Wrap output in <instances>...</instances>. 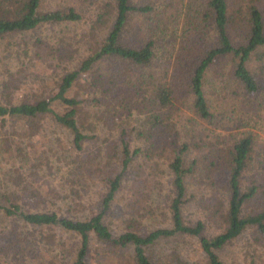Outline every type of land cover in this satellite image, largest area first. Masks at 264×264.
<instances>
[{
    "label": "trees",
    "instance_id": "1",
    "mask_svg": "<svg viewBox=\"0 0 264 264\" xmlns=\"http://www.w3.org/2000/svg\"><path fill=\"white\" fill-rule=\"evenodd\" d=\"M263 2L0 0V39L45 26L71 35L54 53L37 52L44 74L34 78L36 94L17 99L4 84L0 121L15 126L1 153L11 161L28 158L22 144L31 152L30 143L48 140L53 130L64 132L66 172L59 201L67 212L72 204L74 213L91 211L84 219L63 217L61 207L24 211L23 202L33 204L41 196L26 184L21 196L13 191L10 204L0 205V230L6 220L20 219L29 229L23 240L33 249L30 236L39 229L77 237L69 264H91L94 254L103 259L94 264H104L119 252L130 253L127 264H163L157 249L180 239L194 242L204 264H228L224 249L250 235L244 255L231 260L264 264V156L253 165L254 135L241 119L244 98L264 93V79L250 70L253 60L264 63ZM63 60L68 63L57 73ZM143 159L151 163L149 180L142 188L131 186V198L139 206L153 202L162 186L155 181L162 162L170 176V224L141 233L131 218L113 234L110 210L126 201L124 182L139 174L133 170ZM40 165L34 175L43 172ZM188 183L206 203L204 219L193 223L183 217L194 197ZM54 198L58 193L49 188L50 204ZM172 258L168 264H184L176 253Z\"/></svg>",
    "mask_w": 264,
    "mask_h": 264
},
{
    "label": "rangeland",
    "instance_id": "2",
    "mask_svg": "<svg viewBox=\"0 0 264 264\" xmlns=\"http://www.w3.org/2000/svg\"><path fill=\"white\" fill-rule=\"evenodd\" d=\"M260 7L264 10V2ZM61 29L62 27L45 26L35 32L0 39V101L5 98L1 96V93L7 94L4 89V84L6 83H9L11 86L8 92L13 93L17 99H22L26 95L32 96L39 91L37 85L34 83V78L39 76V73H44L39 68L36 54L40 52V55L44 57L49 52V49L54 53L55 47H61V42L64 44L70 42L71 35L62 33ZM69 29L71 32H74L75 26L69 27ZM80 32L81 29L78 28V33ZM41 41L45 42L46 47L40 45L39 42ZM67 63L68 60H63L62 64H59L57 67L58 70L56 72L62 71L61 69L66 67ZM250 70L257 79H264V63L253 60L250 64ZM14 87L17 90H14ZM50 87L53 86H51V82L49 81ZM244 105L247 106H244L243 117L240 118L246 121L247 129H250L254 135V146L258 155L255 156L253 165L257 166L261 164L259 158L264 156V93L253 98L245 97ZM14 126L15 124L11 121H6L4 125L0 121V168L2 173L0 175V181H2L0 185V194L2 196L0 198V205L7 207L10 204L7 201V197L13 191L21 196L22 194L19 189L27 184L31 190L40 191L41 196L33 204H30L31 202L29 201L23 202L26 204L23 205L22 210L49 212V209L61 207L59 209L62 211L58 210V212L63 217L84 219L89 216L91 211L87 209L84 212L74 213L76 209L74 204H72V208L70 209L71 212H67V206L62 205L60 202V187L65 183L63 176L66 172L65 162L62 160V156L66 154L68 144L66 134L62 131L53 130L48 140L42 143L39 141H36L34 144L30 143L31 152H28V148H25V144H22L21 147L25 149H22L23 154L27 155L29 153L28 158H23V160L20 157L17 160L11 161L1 153V150L6 148L5 135L12 133ZM242 131L243 129L240 130V133ZM231 133L235 132L231 131ZM39 163L43 172L40 171L37 175H34V167ZM150 164L146 159L136 161L133 171L139 174L137 176L133 174L127 178L128 180L124 182L127 190L131 189V186L138 189L142 188L144 183H146L145 181L149 180L146 176L149 173ZM165 167L162 162L159 163L161 172H159V176L155 181L160 180L162 186L159 191L155 192L153 202H149V205H135L134 198H131V190H129V193L125 196L127 198L126 201L120 202L119 200L118 205L112 207L110 210L112 217L109 218L111 220L109 227L113 234H120L129 225L131 218L136 220L139 228L138 231L141 233L144 230L166 228L169 226L167 210L172 194L169 172ZM49 188L58 193L59 198L51 200L54 204L49 203ZM187 188L188 195L191 194L194 197L184 206L183 217L190 223L203 220L206 210L205 200H199L201 198L200 190L192 187L190 183H188ZM91 189L93 190L94 188ZM98 193V191L95 192L93 198L97 199ZM34 205L36 207H33ZM151 213H153L152 216H149ZM6 222L9 223L6 226L4 225L2 230H0V243H2V248H4V250L0 249V264H69L71 257L76 253L79 245L77 237L49 229H39L36 232L33 231L30 236V241L34 239L36 242V246L33 249L32 246L27 247L23 240V236L29 229L24 227L22 221L15 219L11 221L6 220ZM251 238L250 235H245L224 249L222 252L224 254L222 255L224 257L223 260L228 264H235L231 259L244 255L243 252L248 247L247 243L251 242ZM30 249H33V251L29 252ZM159 249L157 251L163 252V255L159 254L158 258L161 259L163 264H168L172 261V254L174 253L179 255V260L183 261L184 264H204V260L197 251L196 245L190 239H180L176 242L168 241L162 243ZM129 254V252H119L113 256L114 258L106 259L107 261L104 264H127L130 257ZM92 257L93 263L91 264L103 260L102 255L94 254ZM240 261L243 262L242 259Z\"/></svg>",
    "mask_w": 264,
    "mask_h": 264
}]
</instances>
